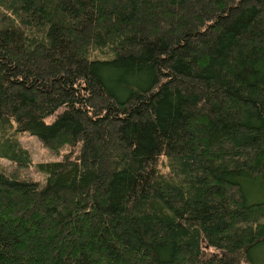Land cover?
Here are the masks:
<instances>
[{"label":"trees","instance_id":"trees-1","mask_svg":"<svg viewBox=\"0 0 264 264\" xmlns=\"http://www.w3.org/2000/svg\"><path fill=\"white\" fill-rule=\"evenodd\" d=\"M22 132L69 152L0 167V264H264V0H0Z\"/></svg>","mask_w":264,"mask_h":264},{"label":"rangeland","instance_id":"rangeland-1","mask_svg":"<svg viewBox=\"0 0 264 264\" xmlns=\"http://www.w3.org/2000/svg\"><path fill=\"white\" fill-rule=\"evenodd\" d=\"M53 116L47 119L48 122L53 120ZM20 144L29 151L30 158L32 160L31 165L21 166L14 161H10L6 157L0 156V167H3L6 171H14L18 177L30 178L33 181L39 182L41 185L45 183L47 174L38 172L35 169V164L38 162L57 161L62 159L69 149L65 148L60 153H55L51 149L43 145V143L34 135L28 132H22L18 135ZM246 264V263H242Z\"/></svg>","mask_w":264,"mask_h":264}]
</instances>
